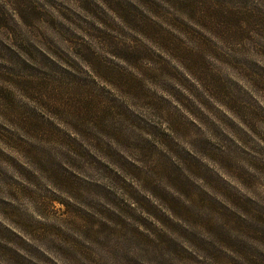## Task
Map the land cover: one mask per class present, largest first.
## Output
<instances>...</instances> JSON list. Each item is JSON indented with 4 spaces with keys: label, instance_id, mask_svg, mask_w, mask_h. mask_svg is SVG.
Here are the masks:
<instances>
[{
    "label": "clouds",
    "instance_id": "1",
    "mask_svg": "<svg viewBox=\"0 0 264 264\" xmlns=\"http://www.w3.org/2000/svg\"><path fill=\"white\" fill-rule=\"evenodd\" d=\"M0 17V264H264V0Z\"/></svg>",
    "mask_w": 264,
    "mask_h": 264
},
{
    "label": "rangeland",
    "instance_id": "2",
    "mask_svg": "<svg viewBox=\"0 0 264 264\" xmlns=\"http://www.w3.org/2000/svg\"><path fill=\"white\" fill-rule=\"evenodd\" d=\"M22 2H24V0H22ZM26 11H27V10H26ZM0 22H3L2 17H0ZM82 38H84V37H82ZM238 83H240L241 86L246 87V85L244 84L243 81L238 80ZM169 99L171 100L172 103H174V104L176 103V101L172 100L171 97H169ZM177 107H180V105L177 104ZM201 107H202V106H201ZM216 107L220 108L222 111L224 110L223 107H222L221 105H216ZM184 114L189 118V120H191V122H192L193 124H197V125L199 126L198 121L192 116V114H191L190 112H188L187 110H185ZM225 114H226V115H230V114L227 113L226 111H225ZM209 115H210V114H209ZM161 128L165 131L166 134H169V135H170V133L168 132V130H167L166 128H164L163 125H161ZM130 162H131V161H130ZM205 162L208 163L209 166H213V167H214V165L211 164V161H205ZM117 171H118V170H117ZM219 174H220L221 177H222L223 179H225L227 182H232L231 179H230V177L225 176L222 172H220ZM126 179H127V178H126ZM51 204H52V207H53L54 209H55V208H60V209L63 208V206L60 205V204H59L57 201H55V200H53V201L51 202ZM240 246L242 247L243 245L241 244Z\"/></svg>",
    "mask_w": 264,
    "mask_h": 264
}]
</instances>
